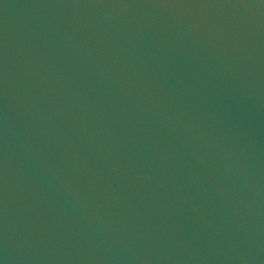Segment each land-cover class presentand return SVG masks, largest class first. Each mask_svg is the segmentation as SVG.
<instances>
[{
    "label": "water",
    "instance_id": "1",
    "mask_svg": "<svg viewBox=\"0 0 264 264\" xmlns=\"http://www.w3.org/2000/svg\"><path fill=\"white\" fill-rule=\"evenodd\" d=\"M0 264H264V0H0Z\"/></svg>",
    "mask_w": 264,
    "mask_h": 264
}]
</instances>
